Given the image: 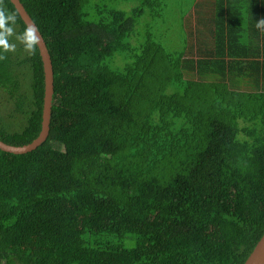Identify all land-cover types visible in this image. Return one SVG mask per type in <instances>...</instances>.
Listing matches in <instances>:
<instances>
[{
  "label": "trees",
  "instance_id": "obj_1",
  "mask_svg": "<svg viewBox=\"0 0 264 264\" xmlns=\"http://www.w3.org/2000/svg\"><path fill=\"white\" fill-rule=\"evenodd\" d=\"M19 1L53 94L46 140L0 150V264H242L264 231V0L211 1L200 33L154 20L165 0ZM0 11L15 16L0 140L20 146L40 130L43 68Z\"/></svg>",
  "mask_w": 264,
  "mask_h": 264
},
{
  "label": "water",
  "instance_id": "obj_2",
  "mask_svg": "<svg viewBox=\"0 0 264 264\" xmlns=\"http://www.w3.org/2000/svg\"><path fill=\"white\" fill-rule=\"evenodd\" d=\"M9 1L13 4L15 10L21 17L25 26L27 27L29 25H32L36 29L37 35L39 36V42L36 44V46L39 51L43 68L44 95L42 103L41 124L38 135L31 142L20 146L6 144L0 140L1 151L13 154H23L35 149L42 142H44L48 136L51 114V100L53 94V74L50 56L48 54L43 38L37 30L35 24L31 20L19 0ZM242 264H264V231Z\"/></svg>",
  "mask_w": 264,
  "mask_h": 264
},
{
  "label": "rangeland",
  "instance_id": "obj_3",
  "mask_svg": "<svg viewBox=\"0 0 264 264\" xmlns=\"http://www.w3.org/2000/svg\"><path fill=\"white\" fill-rule=\"evenodd\" d=\"M88 1V5H87V8H89V13L90 15L93 13V7L96 6V4H94L93 0H87ZM99 1V4H101V1L102 0H97ZM115 2L113 3H109L110 5L118 8L119 10H124L126 12L130 11V9L135 5L137 4L135 1H132V0H113ZM170 2L167 4L166 8L164 11H162L158 16H155L154 17V20H159V16H165L168 17V15L170 14V12L172 14H174L175 16L179 17L181 16V11L183 12L182 10V6H184V4L186 3V5H189L191 0H169ZM182 4V5H181ZM102 5V4H101ZM149 11L148 8L138 17V21L139 23L145 21V20H149L147 17H146V12ZM95 12V10H94ZM149 12H152V11H149ZM95 14V13H94ZM200 14H201V11L199 9H196V14L194 11H190L189 10V13H186L185 16L187 17V20L189 21V24L187 23V20H185V28L187 31L191 30V26H194V28L192 30L195 29V23H192V21H197V28L199 29V23H198V19L200 17ZM96 15V14H95ZM196 15V16H195ZM196 17V18H195ZM180 19L182 20L183 17L181 16ZM179 25V24H178ZM175 29L177 32H183V28L182 27H177L175 26ZM8 110H5L4 108L0 107V115L1 116H6V113H7ZM248 256V255H247Z\"/></svg>",
  "mask_w": 264,
  "mask_h": 264
},
{
  "label": "clouds",
  "instance_id": "obj_4",
  "mask_svg": "<svg viewBox=\"0 0 264 264\" xmlns=\"http://www.w3.org/2000/svg\"><path fill=\"white\" fill-rule=\"evenodd\" d=\"M15 23L14 14H6L4 11H0V47L4 50H11L13 45L9 44V38L13 36L12 24ZM264 25V19L257 22V27ZM16 39L21 41L26 49L31 50L35 44L39 42V36L36 29L29 25L23 33L16 36Z\"/></svg>",
  "mask_w": 264,
  "mask_h": 264
},
{
  "label": "crops",
  "instance_id": "obj_5",
  "mask_svg": "<svg viewBox=\"0 0 264 264\" xmlns=\"http://www.w3.org/2000/svg\"><path fill=\"white\" fill-rule=\"evenodd\" d=\"M211 1L212 2H215L214 0H192V2H190V11H194L195 9H199L200 11H201V14H200V17L198 18V23H199V29H198V33H200L201 31H203V27H204V21H203V18L206 16H208L207 15V13H209L208 12V7L209 6H211ZM170 1L169 0H165V5L167 6V4L169 3ZM184 5H186V4H184ZM212 8H214V7H212ZM171 13V12H170ZM229 13V11H226V15ZM177 19H180V17L181 16H179V17H177V16H175ZM183 17V19H182V21H180V20H178L177 21V23H176V25L175 26H177V27H182L183 28V32H193V31H195V29L194 30H192L193 28H194V26H191V30H189V31H187L186 30V28H185V20H187V17L185 16V15H183L182 16ZM170 23V21L168 20L167 21V23L166 24H169ZM187 23H188V21H187ZM192 23H195V27H197V22L196 21H192ZM179 24V25H178ZM203 37H200L199 39H202Z\"/></svg>",
  "mask_w": 264,
  "mask_h": 264
}]
</instances>
